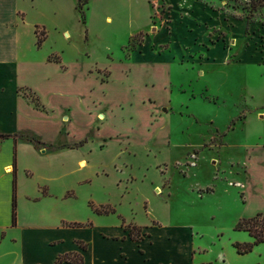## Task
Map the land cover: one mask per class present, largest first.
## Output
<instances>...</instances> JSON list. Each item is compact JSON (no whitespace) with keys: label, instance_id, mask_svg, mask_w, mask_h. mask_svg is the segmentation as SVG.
I'll use <instances>...</instances> for the list:
<instances>
[{"label":"rangeland","instance_id":"374dc122","mask_svg":"<svg viewBox=\"0 0 264 264\" xmlns=\"http://www.w3.org/2000/svg\"><path fill=\"white\" fill-rule=\"evenodd\" d=\"M85 1H2L23 23L15 134L68 148L38 175L61 167L157 236L189 228L214 262L264 216V0ZM240 259L264 264V240Z\"/></svg>","mask_w":264,"mask_h":264},{"label":"crops","instance_id":"0c3cea01","mask_svg":"<svg viewBox=\"0 0 264 264\" xmlns=\"http://www.w3.org/2000/svg\"><path fill=\"white\" fill-rule=\"evenodd\" d=\"M20 24L23 23L18 21L16 11L8 16L0 7V135L26 131L22 125L31 114L17 93L22 66ZM43 139L47 138H39ZM64 149L68 148L61 145L55 150L35 149L24 140L0 139V264H57L56 260L66 255L81 257L80 264H235V260L245 263L240 259L244 255L228 248L217 251L214 262L201 259L206 250L194 242L189 228L164 231L157 236L161 226L135 223L134 218L122 215L114 206L112 214L94 213L90 204H111L92 194L75 192L69 174L61 167L56 172L46 170L42 175L34 171V162L42 155L60 154ZM14 157L16 224L12 225ZM83 162L78 165L82 167ZM81 183H76V187ZM129 224L141 229L139 239L129 235L125 229ZM251 240L241 238L235 242Z\"/></svg>","mask_w":264,"mask_h":264},{"label":"trees","instance_id":"16d2710c","mask_svg":"<svg viewBox=\"0 0 264 264\" xmlns=\"http://www.w3.org/2000/svg\"><path fill=\"white\" fill-rule=\"evenodd\" d=\"M86 4L85 0H77L76 4V9L82 10V7ZM44 40V37H37L36 41V47L37 49H40L41 44ZM50 62L59 63L58 59H52L49 60ZM35 107H41L39 105L37 99L33 101ZM1 139H6V138H12L14 142L18 138H20L19 135L14 134L13 136L10 135H0ZM25 141L31 143L35 149H40V148H48L51 149L52 146H44L42 142L39 140L35 139L34 137H27L25 138ZM15 172H16V166H15V157L13 158V179H12V197H11V223L12 225L16 224V179H15ZM90 208L93 210L94 213L96 214H112L114 213V210L112 208H107L104 210L103 206L96 207L93 204H90ZM125 229L128 230L129 235L133 239H139L140 237V232L141 229L134 226V225H127L125 226ZM236 231H244L247 232L248 235L252 238V241L249 243H232V246L235 248L236 253L239 255H246L252 251V249L259 245L260 243L263 242L264 240V216L261 213H257L255 216L246 218V219H240L236 226H235ZM62 262H68V263H75V264H80L81 263V257L77 255H66L59 257L56 260V263H62Z\"/></svg>","mask_w":264,"mask_h":264},{"label":"bare ground","instance_id":"6f19581e","mask_svg":"<svg viewBox=\"0 0 264 264\" xmlns=\"http://www.w3.org/2000/svg\"><path fill=\"white\" fill-rule=\"evenodd\" d=\"M102 120V119H101ZM84 164H82V166H83ZM84 167V166H83Z\"/></svg>","mask_w":264,"mask_h":264}]
</instances>
